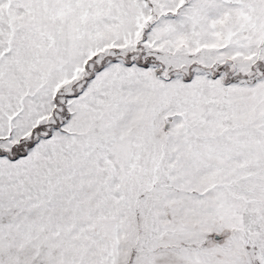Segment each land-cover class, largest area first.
Masks as SVG:
<instances>
[{
    "label": "snow or ice",
    "instance_id": "6c2138e0",
    "mask_svg": "<svg viewBox=\"0 0 264 264\" xmlns=\"http://www.w3.org/2000/svg\"><path fill=\"white\" fill-rule=\"evenodd\" d=\"M0 264H264V0H0Z\"/></svg>",
    "mask_w": 264,
    "mask_h": 264
}]
</instances>
